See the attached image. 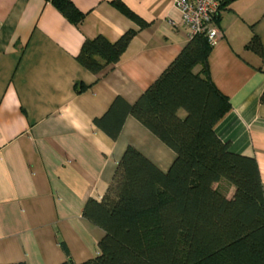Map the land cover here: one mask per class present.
Returning <instances> with one entry per match:
<instances>
[{
  "label": "crops",
  "instance_id": "crops-1",
  "mask_svg": "<svg viewBox=\"0 0 264 264\" xmlns=\"http://www.w3.org/2000/svg\"><path fill=\"white\" fill-rule=\"evenodd\" d=\"M85 13L79 26L51 0H0V263H80L97 254L103 231L82 217L100 200L127 145L162 171L174 152L133 117L117 140L93 124L115 96L133 103L187 43L175 0H71ZM209 74L230 109L215 125L238 154L253 156L264 187V56L246 48L254 34L264 49V0H226ZM136 30L120 60L94 75L76 60L84 39L113 42ZM199 69V67H198ZM89 88L76 93L74 84ZM184 112L180 111V116ZM234 188L229 187L227 197Z\"/></svg>",
  "mask_w": 264,
  "mask_h": 264
},
{
  "label": "trees",
  "instance_id": "trees-1",
  "mask_svg": "<svg viewBox=\"0 0 264 264\" xmlns=\"http://www.w3.org/2000/svg\"><path fill=\"white\" fill-rule=\"evenodd\" d=\"M51 3L76 26L85 18L71 0ZM110 3L139 28L147 25L121 0ZM225 5L220 0L216 25ZM136 32L129 29L113 42L102 35L84 39L76 60L98 75L119 62ZM212 44L204 35L188 38L133 103L115 96L93 119L117 140L131 116L171 149L174 159L162 171L127 145L102 198L89 197L82 208V217L103 231L97 254L74 263L61 243L67 259L58 264H264V187L257 161L233 152L214 130L230 103L210 78ZM245 47L264 56L254 34ZM87 88L74 84L76 93ZM259 101L264 104V91Z\"/></svg>",
  "mask_w": 264,
  "mask_h": 264
},
{
  "label": "built area",
  "instance_id": "built-area-1",
  "mask_svg": "<svg viewBox=\"0 0 264 264\" xmlns=\"http://www.w3.org/2000/svg\"><path fill=\"white\" fill-rule=\"evenodd\" d=\"M220 0H175L174 6L181 15V25L187 30V37L204 35L210 43L220 36L214 16Z\"/></svg>",
  "mask_w": 264,
  "mask_h": 264
},
{
  "label": "rangeland",
  "instance_id": "rangeland-1",
  "mask_svg": "<svg viewBox=\"0 0 264 264\" xmlns=\"http://www.w3.org/2000/svg\"><path fill=\"white\" fill-rule=\"evenodd\" d=\"M194 71H195V72H197V71H198V66H196V67L194 68Z\"/></svg>",
  "mask_w": 264,
  "mask_h": 264
}]
</instances>
